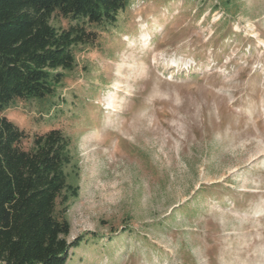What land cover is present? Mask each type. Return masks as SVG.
Listing matches in <instances>:
<instances>
[{
    "label": "rangeland",
    "instance_id": "obj_1",
    "mask_svg": "<svg viewBox=\"0 0 264 264\" xmlns=\"http://www.w3.org/2000/svg\"><path fill=\"white\" fill-rule=\"evenodd\" d=\"M87 29L53 97L2 112L25 149L71 139L68 264H264V0H131Z\"/></svg>",
    "mask_w": 264,
    "mask_h": 264
},
{
    "label": "trees",
    "instance_id": "obj_2",
    "mask_svg": "<svg viewBox=\"0 0 264 264\" xmlns=\"http://www.w3.org/2000/svg\"><path fill=\"white\" fill-rule=\"evenodd\" d=\"M131 0H0V264H68L81 248L68 241L71 139L60 129L26 134L2 115L17 101L53 97L64 72L76 66L74 47L91 45L88 25H115ZM55 13L73 23L58 29Z\"/></svg>",
    "mask_w": 264,
    "mask_h": 264
},
{
    "label": "bare ground",
    "instance_id": "obj_3",
    "mask_svg": "<svg viewBox=\"0 0 264 264\" xmlns=\"http://www.w3.org/2000/svg\"><path fill=\"white\" fill-rule=\"evenodd\" d=\"M144 43H147V42H144ZM135 44V43H134Z\"/></svg>",
    "mask_w": 264,
    "mask_h": 264
}]
</instances>
